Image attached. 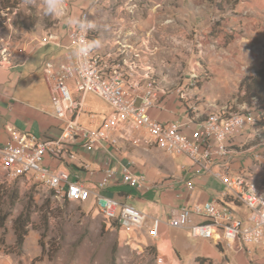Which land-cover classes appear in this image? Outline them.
<instances>
[{
	"label": "rangeland",
	"instance_id": "rangeland-1",
	"mask_svg": "<svg viewBox=\"0 0 264 264\" xmlns=\"http://www.w3.org/2000/svg\"><path fill=\"white\" fill-rule=\"evenodd\" d=\"M16 2L15 4L14 0H0V45L5 42L11 52H15L20 40L17 39L21 37L19 29L32 28L39 31V36L47 30L59 28L64 23L63 19L44 17L34 6L35 0L32 4L27 0ZM238 2L233 4V0H101L97 5H93L92 0L86 6H76V11L78 15L81 7H91L92 14L98 16L100 13L122 12L130 17L132 25L136 15L145 16L148 11L162 14L164 20L154 21L139 34L130 32L124 38L119 34L113 38L111 46L114 47L116 41L125 40L124 42L134 49L141 45L142 48L150 50V55L155 57V63L158 64L156 74L162 80L161 84L171 91L183 89L173 95L178 105L186 108L192 115L205 116L220 108L230 111L247 108L243 102H238L243 95L240 82L244 76L253 74L260 67L259 65L256 68L258 63L261 64L264 60L258 58L256 53L253 54L255 45L258 47L260 43L258 36L254 35L252 38V35L243 34L238 29L236 20L226 26L230 29L223 32L224 30L219 28L221 18H212L215 14L219 16L226 12L231 18H235ZM71 10L69 8V15ZM176 13L178 18L175 19ZM180 13L181 19L178 15ZM163 27L164 31L161 30ZM222 32V38L217 43V36ZM238 34L246 36L247 39L236 40ZM128 36L135 37V41L129 42ZM159 36H164L167 43L159 42ZM174 36L181 41V48L176 47L179 44L174 41ZM94 38L96 39V35ZM143 40L146 43H143ZM261 46L264 47V44ZM156 47L157 50L154 49ZM227 47L233 49L228 51L230 60L225 63L226 66L222 68L212 65L218 63V54L220 51L227 52ZM238 47L241 52L236 51ZM48 48L51 52L61 53V49L55 46ZM100 48L109 49L103 45ZM131 55L133 56L132 51ZM185 91L188 94L190 92V96ZM182 93L184 98H180ZM73 97L76 95L73 94ZM84 105L96 113L97 121L110 111L109 105L93 93L86 95ZM252 109L260 116V121L254 126L244 127L242 135L237 136V149L233 151L232 164L236 169L246 167L252 179L264 189V110L260 106ZM91 119L87 114L80 117V121L86 126ZM146 157L159 169L162 177L166 176L167 172L181 176L180 166L187 162L185 157L171 156L160 148L148 152ZM141 158L144 156L141 155ZM152 169L145 167L144 171L152 173ZM211 184L217 192L224 190L217 178H211ZM5 189L11 196L3 192ZM15 189L17 196L12 200ZM2 193L1 211H8L10 215L4 228H0V248L10 264H264L263 248L250 246L249 250H245L238 243L228 245L226 241L218 248L212 239L194 238L189 230L176 228H172L171 232L177 234L182 243L179 245L180 253L171 252L166 246L158 250L152 240L142 241V236L147 238L150 235L147 226L141 231L123 235V229L110 227L106 223L104 216L95 208L93 200L79 202L56 196L51 188L31 174H20L13 178L0 161V195ZM146 196L142 199L133 193L126 201L137 210H145L148 213L150 208L146 199L154 197L153 193ZM204 198L196 191L188 196L190 203L197 200L202 203ZM120 199L125 200V197L121 196ZM194 204L196 203H192ZM27 209L30 211L31 223L27 226L28 233L19 247L16 245L13 220L21 211ZM151 223L153 224V221ZM129 235L135 240L127 245L125 239ZM202 250L207 258L194 255ZM201 258L208 260L199 261Z\"/></svg>",
	"mask_w": 264,
	"mask_h": 264
},
{
	"label": "built area",
	"instance_id": "built-area-1",
	"mask_svg": "<svg viewBox=\"0 0 264 264\" xmlns=\"http://www.w3.org/2000/svg\"><path fill=\"white\" fill-rule=\"evenodd\" d=\"M74 1L66 0L67 10ZM93 1V5H97L101 0ZM91 9L81 7L78 15H85L92 21ZM92 40H95L94 29L84 33L74 25L64 31L50 29L28 40V46H55L65 50L64 61L49 60L43 66L55 117L64 122V127L56 137L21 133L0 146V161L10 176L31 174L56 196L70 201L86 202L92 198L95 208L110 227L124 228L127 234L141 231L148 215L101 191L115 176L114 167H107L99 182L86 185L79 177L70 180L67 169L55 170L43 163L46 155L61 160L72 158L71 147L77 144L89 150L98 140L108 143L116 132L119 138L134 145H155L170 155L185 156L190 166L183 170L194 175H212L223 185L224 198L207 199L200 208L183 205L173 210L166 222L168 227L188 228L193 237L212 239L219 245L226 241L228 245L238 243L245 250L250 246L264 249V189L252 179L246 167L236 169L232 164L235 140L242 135L244 127L259 122L260 116L248 107L235 111L220 108L205 116L188 114L186 121H161L150 111L162 104L167 93L156 79L153 66L132 56L134 48L121 40L109 49L79 51L82 43ZM142 50L147 51L146 48ZM0 51L10 56L14 54L5 42L0 45ZM88 93L97 95L110 107L93 130L79 122ZM184 97L182 93L180 98ZM77 140L80 143H75ZM120 181L141 191L157 186V183L142 184L139 174L129 166L121 168ZM194 217L200 219L193 220ZM150 234L153 238L158 235L157 231ZM134 240L129 235L125 243L130 245Z\"/></svg>",
	"mask_w": 264,
	"mask_h": 264
},
{
	"label": "crops",
	"instance_id": "crops-1",
	"mask_svg": "<svg viewBox=\"0 0 264 264\" xmlns=\"http://www.w3.org/2000/svg\"><path fill=\"white\" fill-rule=\"evenodd\" d=\"M91 1L92 0H75L70 7V10L72 9L71 14H77L76 6H80V4L81 6H86V4L88 5ZM235 9L237 11L235 15L236 19L231 18L227 12L219 16L215 14L212 18H221L219 28L224 30L223 32L230 29L226 26L236 20L237 27L243 34H247L248 36L252 35V38H254V35L258 36V41H260V43L258 47L255 45L253 54L255 55L256 53L258 58L264 59V47L261 46L264 44V0H239ZM179 10L181 11V8H179ZM178 15L181 19L182 14L180 13ZM174 16H176L175 19L178 18L177 13ZM163 18L164 16L162 14L148 11L145 16L140 17L136 15L132 20V25L130 24V17L128 15L122 12H116L115 14L100 13V16L97 14L93 15L92 21L95 24L94 35H96V39H99L101 45L108 48L111 47L113 38L117 37L118 34H121L123 38L128 32L139 34L143 30L149 28L154 21L164 20ZM63 22V25L60 26L59 29L64 31L69 27V24L66 20H63ZM31 29L32 28L19 29L21 37L17 38L20 40L17 42L15 47L16 50L13 55H6L0 51V146L5 145L21 133H29L38 137H56L64 127V122L55 117L50 96V86L45 80L43 66L46 61L49 60L55 63L64 61L65 50L61 49L59 51L61 53H57L55 51L51 52L48 48L49 46L45 45L35 47L31 45L28 46L27 41L35 38L39 34V31ZM163 29L165 28L163 27L161 30ZM223 32L217 36V43L221 40ZM106 35L108 37H106ZM127 38L129 42L135 41V37L128 36ZM173 39L179 44L176 47L181 48V41L176 36H174ZM240 39L246 40L247 37L238 34L236 40ZM166 40L164 36H161V38L159 36L158 41H161L162 44L167 43ZM103 41H105L104 44ZM141 48L142 46L138 45V48L131 49L133 56L143 60L145 63L151 64L155 69L156 79L162 83V80H160L156 74V66H158V64L155 63V57H153L152 54L150 55V50L142 51ZM154 49L157 50V47ZM231 49H233V47H227V52L220 51V54H218L220 60L218 63H212V65L224 68L226 66L225 63L227 64L230 60L228 51H231ZM236 51L241 52V48L238 47ZM50 56H52V58H49ZM259 65L260 63H258L256 68H258ZM244 67L245 66H243V68ZM69 86L71 92L77 95L72 84H69ZM162 86L166 89L167 95L162 104L158 108L152 109L150 113L161 121H168L171 119L186 121L190 112H187L188 110H186V108L180 107V104L178 105L173 97L174 93H178L183 89L171 91L166 85L162 84ZM186 94L190 96L191 93L189 92L188 94L186 92ZM84 108L85 111L79 116V122L85 128L93 130L102 122L105 114L97 121L95 119L96 113L86 108L85 105ZM196 110L197 109H194V111ZM83 114H87L88 117L90 116V118H92L88 121V126L80 121V117ZM141 133H144V131H141ZM75 143L80 142L77 140ZM235 144L233 146V151L237 149ZM157 148L160 147L155 145H134L119 138L117 133L114 132L108 143L98 140L89 150L77 144L71 147V152H74L72 158L69 157L66 160H61L51 155H46L43 159V163L55 170L67 169L70 173V180H75L79 177L86 185H93L99 182L104 176L105 169L111 166L114 167L116 169V174L109 179V184L101 190L102 193L113 196L124 202H127L126 199L131 197L133 193L142 197V199L147 197L146 195L148 193H153L152 197H157V199L155 200L154 198L148 197L146 202L150 211L147 213L144 210L143 212L149 217L146 224L149 234L152 231H157L158 235L156 238H153L151 234L148 235L147 238L142 236V241L149 242L152 240L155 242L158 250L160 247L166 246L169 247L171 252L177 251L180 253L179 245L181 246L182 243L177 238V234L175 235L171 232L172 227L166 225L171 212L183 205H191L193 207H195L194 205L201 206L202 203L200 200L194 201L196 203L194 205H192V203H194L193 201L190 203L188 200L189 194L194 191L205 197L203 200L205 201L211 198H224V190L217 192V190L213 188L211 178L215 177L212 175H194L188 170H183V167L188 168L190 166L189 160L185 156L183 157L186 158L187 162L183 166H180L182 170L181 176H176L167 172V175L162 177L161 174H159V169L151 164L146 157L148 152L151 153V151ZM141 155L144 156L143 159ZM123 166H129L133 172L139 174L142 184L149 185L150 183H157V186L152 187L148 191H141L138 188L127 186L120 181V170ZM145 167L149 169L153 168V174L148 171L145 172ZM188 186H192V188L189 189ZM121 196H124L125 200L120 199ZM90 200H92V198ZM199 219L198 217L193 218V220ZM151 221H153V224ZM120 229H123V235L127 233L126 229ZM178 230L183 231L189 229L178 228ZM176 233L179 232L176 231ZM1 251L0 248V264H10L6 261V257L3 256ZM194 255L207 258L203 250L196 252Z\"/></svg>",
	"mask_w": 264,
	"mask_h": 264
},
{
	"label": "trees",
	"instance_id": "trees-1",
	"mask_svg": "<svg viewBox=\"0 0 264 264\" xmlns=\"http://www.w3.org/2000/svg\"><path fill=\"white\" fill-rule=\"evenodd\" d=\"M17 0H14V3L16 4ZM6 2H9V0H6ZM238 0H233V4H236ZM240 90L243 91V95L239 98L238 102H243L245 105H247L248 108H253L256 106H260L262 110H264V60L261 62L260 67L255 70V72L251 75L244 76L243 79L240 82ZM7 193L8 190L5 189L3 191ZM14 197H12V200H15L17 196L16 189L13 192ZM0 228H4L5 222L7 218L9 217L10 213L8 211L2 212L1 211V204H2V195H0ZM11 196V195H9ZM11 204L13 202L11 201ZM31 223L30 218V211L29 209L25 211H21L13 220V231L16 236V245L21 246L25 240V236L28 233V225ZM219 244H217V247L219 248ZM208 259L201 258L199 261L205 262Z\"/></svg>",
	"mask_w": 264,
	"mask_h": 264
},
{
	"label": "clouds",
	"instance_id": "clouds-1",
	"mask_svg": "<svg viewBox=\"0 0 264 264\" xmlns=\"http://www.w3.org/2000/svg\"><path fill=\"white\" fill-rule=\"evenodd\" d=\"M27 2L32 4L33 0H27ZM34 6L44 17L66 20L68 24L74 25L81 32L87 33L95 28L94 22L85 15H77L75 13L69 15L66 0H35ZM99 47H101V41L95 39L82 43L79 51L86 53L93 48Z\"/></svg>",
	"mask_w": 264,
	"mask_h": 264
}]
</instances>
